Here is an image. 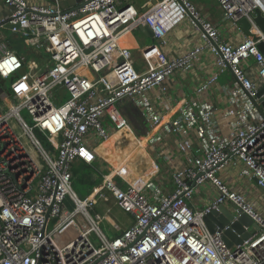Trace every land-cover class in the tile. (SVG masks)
Wrapping results in <instances>:
<instances>
[{
    "label": "built area",
    "instance_id": "1",
    "mask_svg": "<svg viewBox=\"0 0 264 264\" xmlns=\"http://www.w3.org/2000/svg\"><path fill=\"white\" fill-rule=\"evenodd\" d=\"M217 2L225 19L243 33L239 42L220 41L218 28L191 0H161L143 12L121 0H82L76 9L61 8L58 0L49 5L0 0L5 8L0 13V264H264V216L217 175L238 159L240 175L264 188V108L260 112L254 106L264 86V53L258 48L264 32L254 17L257 10L264 17V0ZM184 18L204 44L169 57L161 48L163 38ZM241 19L257 39L243 29ZM141 26L150 28L153 41L141 52L147 69L138 72L120 38ZM206 49L216 69L196 92H204L224 70L235 79L226 90L230 107L225 114L232 116L227 133L214 126L215 111L208 103H186L172 130L182 136L183 125L197 126L200 151L173 172V192L157 202L120 176L103 175L102 189L133 219L119 233L106 235L100 222L109 210L96 211L102 190L94 200L80 199L72 188L73 162L92 164L96 156L88 140H105L111 123L119 130L114 112L127 124L115 109L120 101L161 87L176 70L190 69ZM249 62L255 66L253 77L246 69ZM178 149L190 151L192 143L182 137ZM207 182L215 189L213 200L191 208L194 188ZM67 200L74 206L63 216ZM221 205L256 224L244 227L249 236L240 244L227 246L221 232H210L203 220ZM78 213L89 227L59 246L56 232ZM50 220L53 227L47 229Z\"/></svg>",
    "mask_w": 264,
    "mask_h": 264
},
{
    "label": "crops",
    "instance_id": "2",
    "mask_svg": "<svg viewBox=\"0 0 264 264\" xmlns=\"http://www.w3.org/2000/svg\"><path fill=\"white\" fill-rule=\"evenodd\" d=\"M27 1L40 5L52 3L50 0ZM159 1L161 0H121V4L132 5L138 12H143ZM191 1L200 15L218 28L220 41L234 44L243 38V33L225 19L217 0ZM73 5L71 3L66 8ZM3 12L5 8L0 4V13ZM163 40L161 48L169 57L179 56L195 46L204 44L199 31L194 28L188 18H184L168 31ZM152 41L140 29L125 33L120 38V45L129 49L132 57L140 58L144 62V66L138 69V72L147 69L148 62L144 60L141 52L144 46ZM131 60L133 62L132 58ZM215 69L213 55L207 49L203 50L190 69L176 70L165 79L161 87H154L141 95L120 101L115 109L127 120V124L122 123L117 115L114 120L119 125V130L109 125V136L105 140L90 137L88 144L93 148L96 158L92 164L75 160L72 164L73 174L78 168H83L88 171L87 176L91 182L96 179L101 180L102 176L107 174L113 177L120 176L127 182L126 184L140 189L150 202H157L160 198L171 194L174 190L173 172L185 166L188 157L199 152L201 147L197 126L183 125L182 136L172 130L182 107L190 101L206 102L215 111L216 129L221 134H226L230 127L232 116L225 113L230 107L226 90L228 87L235 86L231 71L224 70L204 92H196L197 86L209 78ZM246 69L253 77L254 64L249 62ZM0 96L4 97L2 90H0ZM105 121L108 123L107 118ZM182 137L188 138L192 143L190 151L181 152L178 149V142L182 140ZM108 139L110 140L107 141ZM242 166L240 160L232 159L217 172V175L231 190L242 194L254 209L264 216V189L258 187L255 181H249L240 175ZM99 189L92 192L95 190L93 188L86 199L93 195L95 198V195L100 192ZM215 194L214 187L207 182L194 188L193 197L188 200V205L193 209L202 208L211 203ZM109 197L110 200L102 204L104 211L109 210L104 214L111 213L121 225L109 235L111 236L129 226L133 219L119 209L113 198ZM225 206L232 209L230 205Z\"/></svg>",
    "mask_w": 264,
    "mask_h": 264
},
{
    "label": "rangeland",
    "instance_id": "3",
    "mask_svg": "<svg viewBox=\"0 0 264 264\" xmlns=\"http://www.w3.org/2000/svg\"><path fill=\"white\" fill-rule=\"evenodd\" d=\"M59 3H60L61 8L65 9L71 3L74 4V0H59ZM11 39H12L13 45L15 47H17L19 50H22V51L25 50L20 43H16L12 37H11ZM27 58L38 60V58L36 57V55L34 53H27ZM131 58L133 59V67L136 70L141 69L144 66V62L142 61V59L132 57V55H131ZM6 82L9 83V80H7ZM2 95H3V93H2ZM2 98H3V96H2ZM6 109H7V105L3 107V110H6ZM21 114L24 117H26V115H27L26 110H22ZM115 114L119 115L117 113H115ZM104 125L106 126V123H104ZM110 125H112L111 127L113 128V124L111 123ZM36 134L38 135V137L42 141H44V142L46 141V138L42 133H40L39 131H36ZM87 175H88V171L83 169V168H78L76 173L73 174L72 188L76 192V194L78 195V197L80 199H86L88 193L93 188L99 189L100 186H98L99 187L98 188L96 185H99L102 182V179L101 180L96 179V180L91 182L88 179ZM96 181H99V182L95 185ZM95 190H93L92 192H94ZM92 192L90 193V195L92 194ZM109 196L110 195L106 191V189H102V191L97 196L98 199L96 201L98 204L96 206V211L103 213L105 208L102 207V204H103V202L105 203L108 200H110ZM73 206H74V204L70 200H67L65 203L64 212L62 215L64 216L66 214V211L71 212L73 210ZM76 225H77V227H76ZM52 227H53L52 220H50L48 225H47V229L52 228ZM87 227H89V225L86 223L85 219L80 215V213H78L72 219H70L65 224H63L61 226V228L59 229V231L56 232L55 241L59 246H63L65 243H67L68 241H70L73 238H75L76 236H78L80 234L81 229L83 230ZM120 227H121L120 223L117 221L116 218H114V216L111 215V213L110 214H104V216L100 222V228L103 230V232L106 235H110L113 231H116ZM90 238L93 239L94 242H96L95 236L93 234H90Z\"/></svg>",
    "mask_w": 264,
    "mask_h": 264
},
{
    "label": "water",
    "instance_id": "4",
    "mask_svg": "<svg viewBox=\"0 0 264 264\" xmlns=\"http://www.w3.org/2000/svg\"><path fill=\"white\" fill-rule=\"evenodd\" d=\"M50 1L55 2L56 0ZM81 1L82 0H74V5L70 9H76L79 7L81 5ZM254 21L264 32V17L261 15L259 10L256 11ZM240 24L252 39H257V35L252 31V28L246 19H241ZM139 29L153 40V35L149 27L141 26ZM258 48L264 53V43L260 42L258 44ZM262 94H264V86H262L257 93L259 104L254 101V106L260 112H263L262 108H264V98L261 97ZM203 220L210 232H221V236L227 246L240 244L243 239L249 236V231L244 227H256V224L247 215L240 214L236 216L234 211L232 209H228L225 205L211 209V211L203 217Z\"/></svg>",
    "mask_w": 264,
    "mask_h": 264
},
{
    "label": "bare ground",
    "instance_id": "5",
    "mask_svg": "<svg viewBox=\"0 0 264 264\" xmlns=\"http://www.w3.org/2000/svg\"><path fill=\"white\" fill-rule=\"evenodd\" d=\"M109 140H110V139H108L107 141H109ZM107 141H106V142H107ZM107 178L110 179V178H113V176L110 175V176H107ZM102 188H103V181L101 182V187H100L99 190L101 191ZM98 193H99V192H98ZM98 193H97V194H98ZM97 194L95 195V197L97 196ZM94 199H95V198L91 196V197H89V198H87V199H85V200L88 201V200H94ZM86 201H84V202H86ZM97 204H98V203H97ZM120 226H121V225H120Z\"/></svg>",
    "mask_w": 264,
    "mask_h": 264
},
{
    "label": "trees",
    "instance_id": "6",
    "mask_svg": "<svg viewBox=\"0 0 264 264\" xmlns=\"http://www.w3.org/2000/svg\"><path fill=\"white\" fill-rule=\"evenodd\" d=\"M1 86H2V84H1V82H0V89L2 88ZM97 183H98V182H95V185H96ZM96 186L98 187V186H100V184H99V185H96ZM96 186H95V187H96ZM98 188H99V187H98ZM95 189H96V188H95ZM96 190H97V189H96ZM96 190H95V191H96Z\"/></svg>",
    "mask_w": 264,
    "mask_h": 264
}]
</instances>
